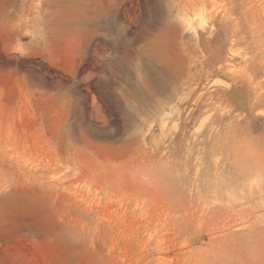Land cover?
Returning <instances> with one entry per match:
<instances>
[{
	"label": "rangeland",
	"instance_id": "rangeland-1",
	"mask_svg": "<svg viewBox=\"0 0 264 264\" xmlns=\"http://www.w3.org/2000/svg\"><path fill=\"white\" fill-rule=\"evenodd\" d=\"M0 264H264V0H0Z\"/></svg>",
	"mask_w": 264,
	"mask_h": 264
}]
</instances>
